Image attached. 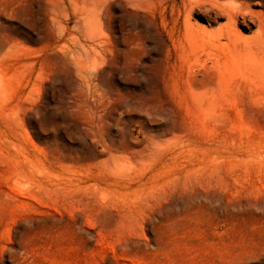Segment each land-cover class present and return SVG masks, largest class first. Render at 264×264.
<instances>
[{
  "label": "rangeland",
  "instance_id": "1",
  "mask_svg": "<svg viewBox=\"0 0 264 264\" xmlns=\"http://www.w3.org/2000/svg\"><path fill=\"white\" fill-rule=\"evenodd\" d=\"M51 1L0 0V264H264V0L116 24L83 72Z\"/></svg>",
  "mask_w": 264,
  "mask_h": 264
},
{
  "label": "bare ground",
  "instance_id": "2",
  "mask_svg": "<svg viewBox=\"0 0 264 264\" xmlns=\"http://www.w3.org/2000/svg\"><path fill=\"white\" fill-rule=\"evenodd\" d=\"M50 1L51 0H49V2ZM49 2L48 5L50 12L55 13L57 9H60L62 11L61 14L66 20V24H63L62 22L59 23L61 28L60 31H68L70 34L69 41L72 42V45H63H65V49L70 52L71 55H78L79 58L77 59V61L73 62H75V66L78 67L80 69L79 71L81 72H83L82 70H87L92 65H96L98 63V60L103 56L102 55L99 57V55H101L104 51L101 46V48H99V45L102 43L98 42V44L96 43V40H99V35H103L109 31H111L112 34L116 36V24L129 29L130 33L137 31L145 32L147 30H151L153 31V34L156 35L158 34L156 32V21L159 15L163 27H165L167 32H169L173 36L178 35L190 40L191 42H200L201 40H203V36L206 31L203 23L199 22V20L193 19V15H195L194 13L196 12V10L192 5H190L189 2H187V0H117L115 3H110V0H70V6L73 7V15L68 13V11L66 12V10L68 9V5L65 0H53L51 1V3ZM61 17L62 16H60V18ZM56 22L58 21L56 20ZM63 32L62 34H66V32ZM59 34L61 35V33ZM115 36L113 37L115 38ZM100 49H102L103 51L101 54ZM113 56L111 58H113ZM103 61L106 63L107 60ZM96 69V71L99 70L97 66ZM163 86L164 85L161 82L160 87L162 90V94H165ZM201 90L202 89L198 88L193 92H195L197 95H202L204 93V90L203 93ZM165 104L169 107L170 101L167 100ZM177 130L179 132H182V126H178Z\"/></svg>",
  "mask_w": 264,
  "mask_h": 264
}]
</instances>
